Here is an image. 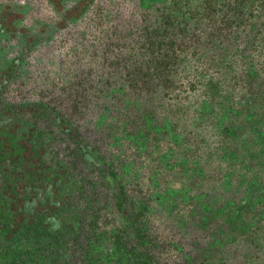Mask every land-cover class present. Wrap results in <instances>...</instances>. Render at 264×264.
<instances>
[{
	"label": "flooded vegetation",
	"instance_id": "1",
	"mask_svg": "<svg viewBox=\"0 0 264 264\" xmlns=\"http://www.w3.org/2000/svg\"><path fill=\"white\" fill-rule=\"evenodd\" d=\"M206 2L0 0V264L264 256V31Z\"/></svg>",
	"mask_w": 264,
	"mask_h": 264
},
{
	"label": "rangeland",
	"instance_id": "2",
	"mask_svg": "<svg viewBox=\"0 0 264 264\" xmlns=\"http://www.w3.org/2000/svg\"><path fill=\"white\" fill-rule=\"evenodd\" d=\"M205 17L209 32L216 28L233 27L236 24H256L260 30L264 31V0H207ZM262 57L264 58V56ZM176 71L174 68V74ZM172 89L179 93L183 99L194 96V93H203L192 81L189 83L186 77L178 80L174 78ZM239 251L244 250L240 249ZM262 257L264 256H259V259H255V262L250 264H264V261L260 260Z\"/></svg>",
	"mask_w": 264,
	"mask_h": 264
}]
</instances>
